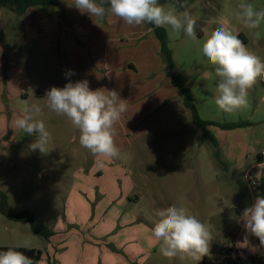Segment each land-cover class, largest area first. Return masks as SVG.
<instances>
[{
	"label": "rangeland",
	"instance_id": "1",
	"mask_svg": "<svg viewBox=\"0 0 264 264\" xmlns=\"http://www.w3.org/2000/svg\"><path fill=\"white\" fill-rule=\"evenodd\" d=\"M239 2L241 0H159L166 11L176 15L187 11L197 19L195 39L183 32L178 36L169 33L170 48L180 70L194 84L200 117L203 119L207 110H211L216 112L220 122L243 120L254 125L233 133L207 127L216 144L204 135L194 122L193 112L185 106L183 95L168 73L160 42L152 28L145 23L143 26H129L110 15L70 16L63 15L62 10L50 21L43 16L42 30L55 22L58 35L53 38L57 51L53 59L47 52L38 53L32 68L42 66L46 71L49 67V74L51 70H59L64 85L69 79L72 82L87 80L92 90H116L127 108L115 124L114 139L120 155L108 160L94 156L82 147L80 132L70 119L45 107L46 99L40 102L35 98L37 92L44 90L46 93L53 87L49 75L32 82L35 86V91H31L32 104L36 102L41 107L42 114L38 119L43 120L51 136L47 145L49 152L42 154L39 150L29 149L30 152L24 154L27 164L21 161L22 158L18 162L12 161L8 154L10 149H5L9 139H0V190L8 196L13 211L30 210L36 221L46 225L52 235L46 240L36 235L28 223L13 222L0 212V246H23L45 252L50 240L64 235L62 232L60 235L61 229L57 227L64 215V201L60 195L73 187L76 173L87 176L90 187L95 190L132 189V192L140 193L144 215H152V207L157 211L169 206L190 209L191 215L201 220L211 232L210 252L215 254L214 258L219 257L222 248L226 250L233 245L231 236L238 235L243 228L240 219L243 210L250 207L258 196L250 190L245 176L254 161L245 158L242 162H231L220 142L237 141L238 148L232 150L238 153L246 151L248 144L260 142L259 122L264 120V95L255 84L249 90L246 108L233 114L223 113L215 104V72L210 71L212 75L206 83L201 76L207 61L201 48L215 30L210 24L214 21L228 30L238 28L239 33L248 38V50L264 59V24L258 29L262 38L256 41L252 30L235 20V6ZM250 2L257 8L264 7V0ZM0 13L1 39L13 45L24 15L2 8ZM198 28L204 32L203 36L197 33ZM5 30H11L12 35H6ZM43 43L45 37L37 35L25 42L24 52L32 55L41 49ZM50 62L55 65L49 66ZM68 69L74 70L75 75L66 78ZM163 73L170 77L171 86L165 85ZM195 85L205 86L206 93L199 94ZM167 95L171 98L167 99ZM32 138L34 141L35 136ZM109 168L114 169L112 174ZM248 240L249 246L242 250L256 249L254 257L248 255L250 262L264 264V248L260 247L259 240L251 235ZM25 242H28L27 246ZM214 258L210 256L206 263L213 264ZM237 261L247 264L241 259ZM223 264H235V261L228 260Z\"/></svg>",
	"mask_w": 264,
	"mask_h": 264
},
{
	"label": "crops",
	"instance_id": "2",
	"mask_svg": "<svg viewBox=\"0 0 264 264\" xmlns=\"http://www.w3.org/2000/svg\"><path fill=\"white\" fill-rule=\"evenodd\" d=\"M72 5L73 0H62L58 6L49 5L29 8L24 14V21L19 26L20 29L16 30L17 40L13 45L9 42L5 43L1 39L2 33L0 32V139H9L8 143L5 144V149H10L8 154L9 159L12 161L18 162L22 158L21 161H25V164H27L24 154L30 152L28 151L29 146L33 142L32 136L19 130L14 123L17 118L24 115L25 108L36 104V102L32 104L31 91H35L32 82L49 75V80L53 81V86H64L59 70H51L50 75L48 73L49 67L46 71H44L45 67L42 66L32 68L33 61L37 58L38 53L47 52L49 57L53 59L55 58L54 52L57 51L56 39L53 38V36L58 35L55 22L47 29L42 30L40 26L43 25V16L45 20L50 21L54 15L61 14L62 10L63 15H81L79 10ZM110 17L116 18L113 15H110ZM206 21L211 22V20ZM212 22L210 24L214 25L215 29L221 26L220 23ZM37 23L39 27L36 28ZM0 24L2 25V22ZM140 26H143V24ZM224 28L226 29V27ZM79 30L77 29V31ZM151 31L153 30L151 29ZM167 31L170 42V33L168 29ZM231 31L237 34L247 47L248 38L244 37L243 33H239L238 28H233ZM5 32H8L6 34L8 36L12 35L11 30H5ZM197 33L200 36L204 35V32H200L199 28ZM37 35L45 37V43L41 45V49L32 55L24 52L25 42L28 43ZM174 59L178 70L182 74L184 85L191 89L194 103L198 108V112H200L194 84L186 79L185 73L181 72L175 53ZM261 60L264 61V59ZM53 65L55 64L50 62L49 66ZM205 67L206 70L201 76L206 83L210 81V75H212L210 71H214V66L206 61ZM169 78L165 73L166 86L172 84ZM256 85L264 95V83L261 77L257 79ZM197 88L199 94L202 93V95L207 91L205 86H198ZM45 95L46 93L42 90L37 92L35 98L41 102L46 99ZM166 98L170 99L171 96L167 95ZM206 99L208 100L207 96ZM207 112L203 118L204 120L224 123L220 122L216 112L211 110H207ZM232 122L241 121L232 120ZM259 123H261L260 142L255 143V145L248 144L247 150L242 153L232 150L238 148L237 141L219 142L226 148L225 155L231 159V162H242L245 158V160L253 159L254 162L247 171L252 170L261 180L264 178V156H262L264 152V120ZM252 126L254 125L250 124L247 127ZM247 127L228 131L232 133L239 132V129ZM215 128L218 129V127ZM219 154L218 151L216 155ZM108 171L112 174L114 169L109 168ZM73 181V187L68 188L60 195L61 201H64L62 206L64 215L60 217L57 227L61 229L60 235L61 232L64 235L57 236L49 241L47 249L42 252L38 264H207L206 261L210 259V256L214 258L215 254L211 252L209 256L203 257L199 262L187 256H177L172 259L165 258L160 253L159 244L152 235V228L156 222L158 211L152 207L153 214L144 215L142 209L143 198L140 193H134L135 190L132 192V189L126 191L116 188L113 190L108 188L95 190L90 187L88 177L82 173L74 174ZM152 202L156 203V201ZM185 210L188 214H193L190 209ZM243 228L238 235L231 236L232 241H234L233 245L226 248V250L222 248L219 257L214 258L212 263L219 262L223 264L228 260H234L235 264H240L237 259H241L244 263L250 262L248 255L253 256L256 249H251L250 252L242 250L243 247L240 244L244 236ZM250 264L252 263L250 262Z\"/></svg>",
	"mask_w": 264,
	"mask_h": 264
},
{
	"label": "clouds",
	"instance_id": "3",
	"mask_svg": "<svg viewBox=\"0 0 264 264\" xmlns=\"http://www.w3.org/2000/svg\"><path fill=\"white\" fill-rule=\"evenodd\" d=\"M72 6L90 17L113 15L129 26L148 23L157 28H167L177 36L183 32L196 38L197 19L187 11L181 15L166 11L159 0H73ZM235 8L236 22L252 30L255 40L259 41L262 35L258 29L264 24V7L257 8L250 0H241ZM201 52L214 66L217 78L215 104L218 109L233 114L246 108L249 90L258 78L264 77V61L249 51L237 34L223 26L210 33L202 43ZM73 75L74 70H66V78ZM45 98L51 111L66 116L79 130V143L82 147L94 156L108 160L119 157L120 152L114 139L115 124L127 108L125 100L121 99L116 90H92L87 80L72 82L69 79L63 87L53 86L47 90ZM41 114V107L33 104L24 109V115L16 119L15 125L29 136H35L29 146L32 151L39 150L47 154L51 136L43 120L38 119ZM157 217L152 235L165 258L187 256L199 262L210 255L213 237L209 228L195 215L188 214L183 207L169 206L159 210ZM240 219L245 230L240 246H249L248 236L251 235L264 248V196H257L255 202L243 210ZM0 264L34 262L23 251L10 247L0 251Z\"/></svg>",
	"mask_w": 264,
	"mask_h": 264
},
{
	"label": "trees",
	"instance_id": "4",
	"mask_svg": "<svg viewBox=\"0 0 264 264\" xmlns=\"http://www.w3.org/2000/svg\"><path fill=\"white\" fill-rule=\"evenodd\" d=\"M62 0H0V8L10 10L19 16H23L29 8L32 7H40V6H58L60 5ZM107 7V4L105 5ZM147 26L153 29L156 37L158 38L161 45V54L163 55L167 70L172 78L174 84L178 87L181 94L184 97V103L187 108H189L193 112L194 122L198 127H200L204 131V135L212 139L214 144H216V140L209 134L207 127L215 126L221 128L223 130H234L237 128L245 127L250 125V123L241 121V122H224L219 123L215 121H207L200 117L198 113V109L193 101V94L190 88L184 85L182 74L178 70L174 59L173 50L170 48L169 35L166 28L161 27L157 28L154 25L145 23ZM258 196H264V178L260 180V189L258 192ZM0 212L4 215L8 220L19 223H28L30 225L31 230L38 236L49 239L52 235L51 230L44 224L36 221L34 213L30 210H24L22 212H15L11 209L9 205L8 196L6 193L0 190ZM18 250L23 251L28 257H30L34 264H38L42 257V251L26 248V247H17ZM10 248L9 246H0V251H4Z\"/></svg>",
	"mask_w": 264,
	"mask_h": 264
},
{
	"label": "built area",
	"instance_id": "5",
	"mask_svg": "<svg viewBox=\"0 0 264 264\" xmlns=\"http://www.w3.org/2000/svg\"><path fill=\"white\" fill-rule=\"evenodd\" d=\"M262 81L264 83V77H261ZM262 156H264V152L262 153ZM246 179L247 182L249 184V188L253 193H258L259 189H260V178L257 176V174L255 172L248 171L246 173ZM214 264H220L219 262H213ZM247 264H250V262H248Z\"/></svg>",
	"mask_w": 264,
	"mask_h": 264
}]
</instances>
